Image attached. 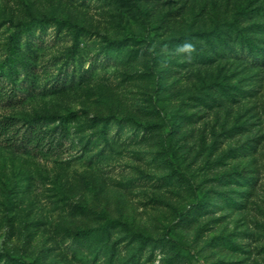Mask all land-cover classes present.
Returning a JSON list of instances; mask_svg holds the SVG:
<instances>
[{
    "label": "rangeland",
    "instance_id": "1",
    "mask_svg": "<svg viewBox=\"0 0 264 264\" xmlns=\"http://www.w3.org/2000/svg\"><path fill=\"white\" fill-rule=\"evenodd\" d=\"M7 63L64 141H0V264H264V0H0Z\"/></svg>",
    "mask_w": 264,
    "mask_h": 264
},
{
    "label": "trees",
    "instance_id": "2",
    "mask_svg": "<svg viewBox=\"0 0 264 264\" xmlns=\"http://www.w3.org/2000/svg\"><path fill=\"white\" fill-rule=\"evenodd\" d=\"M148 54L154 59L155 54L151 51H147ZM8 66L1 65L4 69ZM12 99L4 88L0 86V105L9 106ZM22 103V99L19 100V104ZM17 103L11 104L14 105ZM69 118V117H66ZM46 122V123H45ZM52 124V121H47L44 118H37L26 124L25 126L19 125V121L15 118L7 117L0 120V141L8 144L9 148L15 153L23 152L29 153H42L58 152L64 141V131L60 126H54L46 128L47 125ZM184 217L185 215L182 214ZM92 231V230H90ZM177 246V244L174 243Z\"/></svg>",
    "mask_w": 264,
    "mask_h": 264
},
{
    "label": "clouds",
    "instance_id": "3",
    "mask_svg": "<svg viewBox=\"0 0 264 264\" xmlns=\"http://www.w3.org/2000/svg\"><path fill=\"white\" fill-rule=\"evenodd\" d=\"M184 47H186V48H190L191 45H190V44H186Z\"/></svg>",
    "mask_w": 264,
    "mask_h": 264
}]
</instances>
